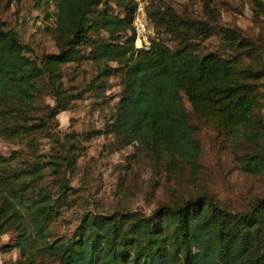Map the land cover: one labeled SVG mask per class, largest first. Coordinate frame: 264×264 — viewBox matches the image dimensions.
I'll return each instance as SVG.
<instances>
[{
    "label": "trees",
    "instance_id": "16d2710c",
    "mask_svg": "<svg viewBox=\"0 0 264 264\" xmlns=\"http://www.w3.org/2000/svg\"><path fill=\"white\" fill-rule=\"evenodd\" d=\"M203 1L206 10L211 9L209 0ZM253 2L256 12L264 14V1ZM113 3L121 13L113 11ZM134 7V0H57L51 28L57 50L36 58L27 54L33 49L16 28H6L0 19V120L10 114L3 106L23 112L43 89L54 100L48 106L52 115L68 110L83 93L64 86L63 67L87 60L98 65L89 82L92 88H108L105 78L110 74L120 77L105 131L123 145L138 142L153 158L179 157L197 171L200 143L185 100L220 132L252 142L264 137L263 116L256 111L257 81L264 76V66L239 69L233 58L217 50L199 53L191 40L208 36L211 22L149 4L151 45L136 49ZM154 25H163L179 38L178 44L170 47L156 37ZM223 32L229 41L245 46L236 32L225 28ZM14 125L15 131L24 132L41 121L29 126L16 120ZM5 130L10 134V127ZM9 159L0 156V234L9 230L18 234L14 243H5L0 250L18 247L25 258L21 264H35L41 254L39 239L45 240L44 249L55 255L58 264H264V194L244 210L228 209L199 193L177 204H159L150 212L85 211L73 238L49 242L46 226L73 186L65 174L57 175L56 196L44 190L29 198L24 194L29 181L20 185L27 169L12 167ZM241 166L264 173V151L246 154Z\"/></svg>",
    "mask_w": 264,
    "mask_h": 264
},
{
    "label": "rangeland",
    "instance_id": "374dc122",
    "mask_svg": "<svg viewBox=\"0 0 264 264\" xmlns=\"http://www.w3.org/2000/svg\"><path fill=\"white\" fill-rule=\"evenodd\" d=\"M56 1L0 0V19L6 28H16L31 45L33 52L27 53L31 57L57 50L51 32ZM203 3V0H149V8L159 6L165 12L172 10L180 16L211 22L213 27L208 36L191 40L199 53L217 50L233 58L239 69L264 66V14L256 12L253 0H209V10ZM113 11L121 13L122 9L113 3ZM224 28L242 36L245 46L229 41ZM153 32L170 47L178 44L179 38L163 25H154ZM96 66L83 60L80 65L69 63L63 67L64 86L83 94L71 101L68 110L55 116L48 109L54 103L52 95L44 89L26 105L25 112L3 106L10 109V114L0 120V126L10 127V134L0 127V156L10 158L7 163L14 168L27 169L20 177V185L29 181V186L26 183V188L22 187L24 194L32 198L38 191L49 190L56 196L57 175L65 174L73 186L66 194V203L55 207L56 213L46 226L49 242L73 238V229L85 211L141 208L150 212L159 204H177L199 193H206L228 209L244 210L264 194V173L245 171L241 166L246 154L264 151V137L252 142L238 134L220 132L203 121L186 100L200 143L197 171L179 157L153 158L138 142L121 144L105 131V122L116 106L120 77L118 73L110 74L105 78L108 88H92L89 82ZM257 82L256 111H260L264 120V76ZM16 120L29 126L41 121V125L17 132ZM67 155L68 159L64 157ZM2 166L0 163V169ZM17 234L15 230L1 233L0 246L14 243ZM40 240L41 254L35 264H58L55 255L44 249L45 240ZM24 259L18 247L0 250V264L18 261L21 264Z\"/></svg>",
    "mask_w": 264,
    "mask_h": 264
},
{
    "label": "built area",
    "instance_id": "2783aa9c",
    "mask_svg": "<svg viewBox=\"0 0 264 264\" xmlns=\"http://www.w3.org/2000/svg\"><path fill=\"white\" fill-rule=\"evenodd\" d=\"M135 7L132 15L131 26L135 35L134 47L148 49L151 45L152 26L149 22L147 7L149 0H134Z\"/></svg>",
    "mask_w": 264,
    "mask_h": 264
}]
</instances>
